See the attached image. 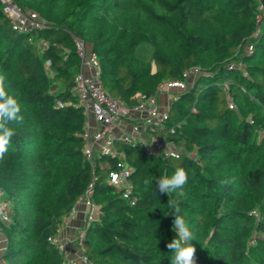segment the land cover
Masks as SVG:
<instances>
[{
    "label": "trees",
    "instance_id": "obj_1",
    "mask_svg": "<svg viewBox=\"0 0 264 264\" xmlns=\"http://www.w3.org/2000/svg\"><path fill=\"white\" fill-rule=\"evenodd\" d=\"M13 1L45 25L14 29L0 2V75L23 116L22 123H9L15 134L0 161V196L11 208V222H0L4 264H71L50 238L91 183L101 207L84 237L93 264H171L175 253L167 244L178 237L169 201L192 233L196 264H264L259 1ZM74 36L98 54L107 91L130 106L187 69H201L189 86L175 89L165 121L175 128L168 139L181 147L180 157L118 144L134 169V204L109 182L122 155H98L94 168L85 157L87 116L74 90L81 69ZM177 169L187 182L161 193L156 181Z\"/></svg>",
    "mask_w": 264,
    "mask_h": 264
},
{
    "label": "built area",
    "instance_id": "obj_2",
    "mask_svg": "<svg viewBox=\"0 0 264 264\" xmlns=\"http://www.w3.org/2000/svg\"><path fill=\"white\" fill-rule=\"evenodd\" d=\"M258 1L256 21L259 27L255 35L259 34L264 22V0ZM0 2L14 29L40 28L45 25L38 13L25 12L15 1L0 0ZM74 39L81 60V69L75 77L74 90L79 98L78 105L84 108L87 116L86 131L83 135L85 157L94 168L98 155H122L124 158L110 172L109 182L115 188L122 190L123 197L134 204L135 200L131 198L134 185L130 178L134 169L125 161V154L119 151L118 144L141 145L148 152L159 154L164 158L180 157L181 147L168 139L175 133V128L166 127L168 111L162 112L159 97L169 90L185 89L190 85L191 80L201 73V69L199 67L187 69L182 79L164 82L160 89L149 98L145 95H138L137 104L130 106L107 91L101 78V61L98 54L91 51L80 37L74 36ZM43 44L46 46L45 42ZM251 49L250 45L249 50ZM229 107L235 108L236 103L231 101ZM92 121H95V125ZM191 156L198 161L195 153H191ZM92 193L93 183L89 185L86 193L78 198L71 214L63 219L59 235L50 238L71 264H93L86 254L85 233L78 241L81 248L78 258L68 257L67 253L73 241L61 237L63 228L74 218L80 204H85L89 208L86 218L87 225L98 219L101 207L92 200ZM2 194L3 191L0 190V195ZM0 222L7 224L11 222V208L6 199L0 201Z\"/></svg>",
    "mask_w": 264,
    "mask_h": 264
},
{
    "label": "clouds",
    "instance_id": "obj_3",
    "mask_svg": "<svg viewBox=\"0 0 264 264\" xmlns=\"http://www.w3.org/2000/svg\"><path fill=\"white\" fill-rule=\"evenodd\" d=\"M5 77L0 75V161L4 160L5 154L8 152L11 138L15 134L8 126L10 122L22 123L23 116L21 106L10 96L4 88ZM187 174L183 169H177L171 176H163L159 178L157 188L161 193L168 194L181 188L187 182ZM147 183V182H146ZM175 209V219L173 221V230L177 233L178 238H174L167 244L170 252H174L175 256L171 260V264H196L195 247L190 243L192 233L190 232L185 220L179 215L180 209L169 201Z\"/></svg>",
    "mask_w": 264,
    "mask_h": 264
},
{
    "label": "crops",
    "instance_id": "obj_4",
    "mask_svg": "<svg viewBox=\"0 0 264 264\" xmlns=\"http://www.w3.org/2000/svg\"><path fill=\"white\" fill-rule=\"evenodd\" d=\"M92 123L95 125V121H92ZM3 197L0 196V201ZM87 208L80 204L78 206V211L74 218L69 222L68 225H66L61 233L62 238L70 239L75 244H77L75 241L77 240L78 235L80 234L81 230H84L86 225V218H87ZM6 245V237L3 234V232L0 230V264H4V261H2L1 257L3 255V251L5 249Z\"/></svg>",
    "mask_w": 264,
    "mask_h": 264
},
{
    "label": "rangeland",
    "instance_id": "obj_5",
    "mask_svg": "<svg viewBox=\"0 0 264 264\" xmlns=\"http://www.w3.org/2000/svg\"><path fill=\"white\" fill-rule=\"evenodd\" d=\"M176 92L177 90H169L160 95L159 98H160L162 112L168 111L172 103V100L174 99L175 96H177ZM83 205L87 208V210L89 209L85 204ZM86 226H87V223L85 225L84 230H81L80 234L78 235L77 240L75 241L76 243L79 241L81 237H83L82 235L85 233ZM80 253H81V248L79 246V243L75 244L74 242H72L70 250L67 253L68 257L72 256V257L78 258L80 256Z\"/></svg>",
    "mask_w": 264,
    "mask_h": 264
}]
</instances>
